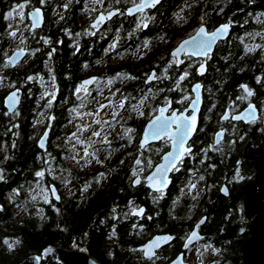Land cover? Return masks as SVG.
Instances as JSON below:
<instances>
[{"label": "flooded vegetation", "instance_id": "obj_1", "mask_svg": "<svg viewBox=\"0 0 264 264\" xmlns=\"http://www.w3.org/2000/svg\"><path fill=\"white\" fill-rule=\"evenodd\" d=\"M139 2L105 0V9L95 12L88 20L89 33H83L84 27L78 23L81 27L72 29L69 37L63 31L57 35L56 46L46 39L50 49L47 59L42 60L43 67L54 65L53 52L57 47L61 51L63 38L80 71L72 89L60 93V87L55 85L53 100L93 102L94 105L89 107L91 126L100 133L95 136L98 143L88 147V160L95 168L76 190L86 199V192L97 194L103 188L116 187V196L120 200L114 199L110 203L112 221L107 240L118 242L116 245L121 248L120 253L127 252L122 248L126 241L119 242L117 229L120 224L126 223L128 235L133 239L127 245L128 250L132 253L134 247L141 263L168 264L177 258L182 264H229L226 248L236 241L237 236L233 233L240 227L244 233L250 232L249 223L253 218H245L243 199L255 177V170L250 164L245 166V160L238 153L239 141L243 138V135L239 136L238 125H253L259 121L264 124L259 107V118L244 122L233 119L232 115L245 105L240 108L228 106L218 111H213L216 101L206 105L208 98L215 99L210 88L220 83L212 79L218 71L216 64L222 58L219 50L237 42L238 13L234 9L233 16L211 26L206 20L204 24L208 31L229 21V36L219 40L213 52L204 57L183 53L177 64V57L171 54V50L181 39L194 32L184 35L178 31L181 24L176 25L172 10L180 2L169 7V0H160L134 14L126 13L128 7ZM258 2L264 7V0ZM21 4L26 8L24 17L28 29L22 32L26 46L30 30L28 11L33 7L42 8L45 21L50 11L43 4L31 6V0L17 5ZM76 4L68 5L69 12L75 13L79 6ZM249 4L252 5V2ZM111 9H118V13L95 26L89 25L98 12ZM60 24L67 29L65 23ZM200 65L205 67L203 72L198 70ZM151 73L154 78L148 81ZM181 76H184L183 80ZM87 77H93L92 83L83 84L81 80ZM195 83L200 85L202 97L196 128L183 147L180 159L172 165L164 159L171 153L172 139L161 135L144 142V127L160 113L162 107L167 109L165 117H171L173 112L177 116L183 114L189 117L192 114L189 105L194 96L192 86ZM101 105L105 107L101 108ZM150 106H153V111L149 117L144 116ZM99 114L101 119L97 118ZM143 118H146L143 123L138 124ZM63 126L61 124L53 132L50 125H45L37 136L49 128L46 148L39 150L46 165L44 186L49 191L50 185H54L59 193L58 200L50 195V208L57 212L65 197L60 193L59 180L50 181L46 176V168L61 165L65 160L64 155L68 156L70 152L68 144L72 137H65ZM175 128L173 124L169 131L173 132ZM53 139L57 140L53 142ZM184 149L190 151L185 152ZM162 165L167 167L158 172V166ZM103 172L107 173V177L102 185L95 186L97 176ZM150 174L151 180L148 178ZM121 175L122 181L117 183L116 179ZM245 179H248V184L245 191H241L239 187ZM231 228L233 233L229 231ZM194 232L195 236L192 235ZM153 236L172 239L161 242L152 257H145L138 246ZM107 257L112 258L113 253L109 252Z\"/></svg>", "mask_w": 264, "mask_h": 264}, {"label": "trees", "instance_id": "obj_2", "mask_svg": "<svg viewBox=\"0 0 264 264\" xmlns=\"http://www.w3.org/2000/svg\"><path fill=\"white\" fill-rule=\"evenodd\" d=\"M11 1L0 0V68L4 65L3 51L9 40L4 11ZM31 1L37 4L36 0ZM57 1L48 0L43 5L49 11ZM250 1L252 5L249 4ZM258 1L193 0L196 11L194 18L190 20L194 22L196 14L203 13L210 26L224 20L234 9H241L238 13L240 25L237 42L221 48L218 53L222 58L216 64L218 71L212 79L220 83L210 88L215 99L208 98L206 101L207 106L216 101L213 111L228 106L240 108L252 101L261 109L264 119V61H257L264 49L259 47L252 54L245 53L240 38L242 33L253 27V14L264 11ZM66 19V25L77 21L74 11L68 13ZM63 26L54 25L52 19L46 18L42 28L28 30L26 47L33 54L34 60L27 65L17 64L13 68H4V76L21 89L22 96L19 106L11 114L5 112L2 106L3 96H0V264H18L29 254L41 255L39 264H61L54 253L42 256L43 250L49 246L70 249L74 245L80 250H86L103 264H132L127 245L133 239L128 235L126 223L118 226L117 233L119 242L126 241L122 248L127 252L120 253L121 248L116 245L118 242L107 240L112 221L110 203L114 199L120 200L116 196V187L103 188L97 194L86 192L84 197L87 196V201L84 205H80L83 196L75 190L69 198L61 200L58 212L50 208V202L46 203L42 198L37 200V194L32 190L33 185H45L46 165L40 157L36 138L45 125H50L53 132L58 130L67 119V111L75 104L73 101L65 102V99L49 101L50 114L46 119L39 120L45 104L39 96V81L51 80L53 85L58 84L62 93L72 89L80 76L63 38L61 51L57 47L53 52L55 66H42V60L47 59L50 49L44 39L56 46L57 35L62 33ZM244 86L252 91L251 95L245 91ZM241 135L243 138L239 141V155L243 159L241 149H247L250 154L247 160L253 167L255 158L264 151V124L260 121L253 125L241 124L239 136ZM250 150H253L252 154ZM50 166L56 168L54 165ZM57 167L66 172V178L73 177L77 185L83 183L88 176L87 173H79L76 168L66 166L65 162L57 164ZM38 172L43 175L37 176ZM46 176L50 181H55L50 175ZM116 181L121 182L122 175ZM29 205L38 211L27 214ZM229 231L233 233V228ZM249 236L250 232L245 233V240ZM109 252L113 253L112 258L107 257ZM241 262L243 264L242 257Z\"/></svg>", "mask_w": 264, "mask_h": 264}, {"label": "rangeland", "instance_id": "obj_3", "mask_svg": "<svg viewBox=\"0 0 264 264\" xmlns=\"http://www.w3.org/2000/svg\"><path fill=\"white\" fill-rule=\"evenodd\" d=\"M23 1L26 0H15L11 1L8 7L4 11V17L6 20V33L9 37L8 45L3 51V56L8 55L13 49L24 47L25 46V37L23 35V30L28 29L26 25V17H24V12L26 11V8L23 5V7H20V4ZM76 1L78 3L76 4ZM105 0H58L53 7L50 8V12H47V18L50 20L52 19L54 25L65 23L67 21V15L69 12L68 5L70 3L76 4L79 6L75 10V17L77 21H71L66 25L67 29H63L62 31L66 33L68 36L74 28H80L81 25L84 27L82 29L83 33H89L88 31V20L92 17V15L100 10L105 9V4L103 3ZM170 4L169 7L172 4H176L177 2H180L179 4H176L175 7H173L172 13L174 16V20L176 25L181 24L178 27V31L184 33V35L190 34L191 32L195 31L196 28L200 24L206 23L207 18L203 13H197L194 22L190 20L191 18H194V13L196 11L195 2L193 0H169ZM31 1L32 5H38L41 6V4L48 2V0H36ZM17 3V4H15ZM34 3V4H33ZM111 3V2H110ZM15 4V5H14ZM109 4V3H108ZM13 5V6H12ZM168 7H166L167 9ZM75 9V8H74ZM12 12L11 16H8V13ZM234 14H229L228 16L231 17ZM228 16L226 18H228ZM225 18V19H226ZM253 22V27L245 31L241 34V43L244 46L245 53L252 54L254 53L259 47L264 49V11H260L258 13L253 14L251 17ZM80 23V24H78ZM240 25V20H239ZM72 28V29H71ZM195 29V30H194ZM15 33V35H10V33ZM239 32V30H238ZM239 36V34H238ZM69 37V36H68ZM45 42H48V40H45ZM176 41V40H175ZM26 47V46H25ZM32 53L28 52L26 57L23 61L19 63V65H27L31 63L32 60ZM264 53L258 55L257 61L263 62L264 60ZM9 67L8 64L4 62L3 67L0 68V96L5 95L9 90H11L14 87H17L14 83L10 82V80L5 77L4 75V68ZM40 84V93L39 96L45 101V104L43 105V108L41 110L39 120H44L46 117L50 114V104L49 101H54L53 97L55 95V85L51 82V80H42L39 81ZM246 92H252L250 91L246 86H244ZM51 99V100H50ZM65 102H69L66 100ZM91 105H94L93 102H80L75 103L74 106H72L67 111V119L64 123H62L63 126V132L66 133V138L72 137V141L68 144L69 145V154L68 156L64 155V162L65 165L68 167L76 168L79 173H89L93 172V169L95 168L94 165H92V162L88 158L90 157L88 153V147L92 144L98 143V140L93 135V132H96L97 128H93L91 126L92 122V115L90 113L91 109L89 107ZM153 111V106H150L146 111L144 116H148ZM150 116V115H149ZM148 116V117H149ZM101 114L97 116L98 119H101ZM146 118H143L142 120L138 121V124H142L143 120ZM231 123V122H230ZM238 128H240V125H238ZM43 129V127H42ZM42 131V130H41ZM102 131H105L103 129ZM75 133V136L73 134ZM57 139H53V142ZM77 141H80L81 143H78ZM259 148V147H258ZM258 148L254 151V153L258 150ZM87 152V155L85 154ZM241 155L243 156V159L245 160V166L249 165V161L247 158L248 150L247 149H241ZM239 153V151H238ZM250 153H253V150H250ZM40 157H42V154L40 153ZM63 163H61L62 165ZM46 174L50 175L54 179H58L60 183V193H62L63 197L69 198L76 190V187L78 186L76 182L74 181L73 177L66 178V172L61 169L60 167L52 168L51 166L46 168ZM107 177V173L103 172L100 173L97 176V180L95 182V186H100L103 184L104 179ZM244 184L241 185L239 188L241 191H245L246 186L248 184V179H245ZM39 185H33L32 190L36 192L37 194V200L44 199L46 203L52 202L50 198L49 191L43 186L42 184ZM86 203V199H82L80 205H84ZM35 211V207L28 206L27 214H32ZM40 211V210H39ZM236 235V241L233 243L232 246H229L226 248V256L228 257L229 264H241V246L245 240V233L244 229L242 227L237 229V232L233 233ZM72 248H77L76 245L72 246ZM131 253V262L132 264H149V263H141V258L137 254V251L132 248Z\"/></svg>", "mask_w": 264, "mask_h": 264}, {"label": "water", "instance_id": "obj_4", "mask_svg": "<svg viewBox=\"0 0 264 264\" xmlns=\"http://www.w3.org/2000/svg\"><path fill=\"white\" fill-rule=\"evenodd\" d=\"M159 1L160 0H158V2ZM152 5H153L152 0H140L139 3L128 7L126 10V13L134 14L140 10H144L145 8L151 7ZM240 11L241 9H236L235 13H239ZM116 13H118V9H111L106 12H98L95 18L90 22L89 25L95 26L99 22H104L106 18H111ZM33 17H35V21ZM27 19L29 22L30 30L42 28L44 25V21H45V15H44L42 8L40 7L31 8L28 11ZM224 25H228L226 33H224L223 35L217 36L215 41L212 43L210 50H208L206 54L196 55L194 54L192 50V45H188L185 47L184 50L177 53L176 55L177 64H179L180 56L183 53L192 55L194 57H204L207 54L213 52L216 43L219 40H224L229 36L230 22L229 21L222 22L210 31L207 30L205 24H200L192 34L181 39L176 44V46L171 50V54H173L174 50H176L183 41L190 40L193 36H195L197 33V30L201 26L205 28L206 32L213 33V32H216L217 29L222 28V26ZM26 55H27V49L25 47H19V48L13 49L8 55L4 56L3 60L5 63L9 65V67L13 68L17 64H19L21 61H23ZM204 69H205L204 65H200L198 67L199 72H203ZM150 76L154 78L153 73H151L149 77ZM149 77L147 79L148 81H149ZM89 80L92 81L93 77L83 78L81 82L84 84L85 81H89ZM196 85H199V84L195 83L192 86L194 96L192 97L190 101V105H189L190 109L192 110V114L189 116V118H191V116L195 114V121L193 122L191 119L187 121V123L192 127V130L190 131L187 139L184 141L183 146H180L179 144H176L174 146L173 141H172L171 153L173 154H177V153L181 154L183 152V147L185 146L186 142L188 141V139L190 138V136L192 135V133L194 132L196 128L198 112L200 109L201 99H202L201 87H199L198 90H194ZM12 93H15L16 96H15V103L14 105L11 106V109H10L8 97ZM197 95L199 96V100L196 104H193V101L197 99ZM21 96H22V91L19 88H12L3 96V106L7 110L8 114L12 113L19 106ZM158 116H160V113H158L155 117H153L151 120H149L146 123L144 127V131H143L144 142H147L151 140V138H153L151 134L150 125L152 121H154ZM225 116H227V113L224 115V117ZM236 116H241L242 118L235 119V120H242L244 122H248L250 120L258 119L259 111H258L256 104L250 101L241 110L234 113L232 115V118ZM146 130H147V133H146ZM49 131L50 130L48 127L45 128L44 131L41 133V135L37 138L36 146L38 149L46 148ZM174 131L175 130H173V132ZM42 144L43 146H41ZM253 168L255 170V177L243 199L245 218H248V219L251 217L253 218L251 219L249 223L250 236L243 242L241 246V256H242L243 264H264V151L255 158ZM150 177H151V174L148 177L149 180H151ZM149 183L151 182L149 181ZM49 191L53 199L55 200L59 199V193L54 185H50ZM157 237H162V236H153L138 246V249L142 250L143 256L152 257L154 255V251L156 247L150 249V255L146 256L145 252L149 251V249L146 246H149L153 241L156 240ZM158 243L159 245L161 244V242H158ZM53 253L57 256V260L61 264H101L95 258H93L87 251L80 250L78 248L67 249L61 246H49L43 250L42 256L47 257L48 255L53 254ZM40 259H41V255L39 254H29L26 257H24L21 260V262L18 264H39ZM174 262L175 264H182V262L181 261L179 262L177 258L172 260L168 264H174Z\"/></svg>", "mask_w": 264, "mask_h": 264}, {"label": "snow or ice", "instance_id": "obj_5", "mask_svg": "<svg viewBox=\"0 0 264 264\" xmlns=\"http://www.w3.org/2000/svg\"><path fill=\"white\" fill-rule=\"evenodd\" d=\"M158 0H152V3H157ZM20 7H23V5H20ZM38 14V13H37ZM12 12L8 13V16H11ZM34 21H35V17H33ZM228 28V25H224L222 26V28L217 29L216 32L213 33H208L206 32L205 28L203 26H201L198 30L195 36H193L190 40H185L183 41L176 50H174L173 52V56H176L177 53H179L180 51L184 50L186 46L188 45H192V50L194 52V54L196 55H202V54H206L208 50H210L212 43L215 41V39L217 38L218 35H223L224 33H226ZM10 35H15V33H10ZM153 77H149V80H151ZM181 80L184 79V76L180 77ZM92 83L91 80L89 81H85L84 84H90ZM109 83H111V81H109ZM179 83V82H178ZM200 87V85H196L194 90H198ZM77 91L79 92L80 89L78 88ZM86 91V90H85ZM249 95H251V92L248 93ZM15 93H12L9 97V107L11 109V106L14 105L15 103ZM199 100V96L197 95V99L195 101H193V104H196ZM101 108L105 107V105H101ZM121 107H123V103H121ZM251 107V106H250ZM166 108H160L159 112H160V116H158L154 121H152L150 128H151V134L153 138H159L161 135H167L169 136V138L172 139L174 146L176 144H179L180 146H183L184 141L187 139L190 131L192 130V127L187 123V121L189 119H191L193 122L195 121V114H193L191 116V118L189 117H185L183 116V114L177 116V114L175 112L172 113L171 117H165L164 116V112L166 111ZM115 115V114H114ZM234 119H241V116H236L233 117ZM95 123H99V121H94ZM175 124L176 128L175 131H169V129L171 128V126ZM131 131V130H129ZM147 133V130H146ZM94 136H99L100 133L99 132H93ZM73 136H75V133L73 134ZM78 143H81L80 141H77ZM43 146V144L41 145ZM185 152L190 151L189 149H184ZM87 155V152L85 153ZM166 161H169L172 165L175 164V162L177 160L180 159V154H173V153H168L167 156H165L164 158ZM137 163H140V161H137ZM167 167L166 165H162V166H158L157 171H161V169ZM37 176H42L43 173L38 172L36 174ZM151 179V177H150ZM193 236L196 235V233L194 232L192 234ZM172 237H157L155 241H153L149 246H146L149 251L145 252V255H150V249L154 248V247H158L159 243L158 242H163L166 243L167 241L171 240ZM185 247H187V245H185ZM175 264V262H174Z\"/></svg>", "mask_w": 264, "mask_h": 264}, {"label": "bare ground", "instance_id": "obj_6", "mask_svg": "<svg viewBox=\"0 0 264 264\" xmlns=\"http://www.w3.org/2000/svg\"><path fill=\"white\" fill-rule=\"evenodd\" d=\"M198 74V73H197Z\"/></svg>", "mask_w": 264, "mask_h": 264}]
</instances>
